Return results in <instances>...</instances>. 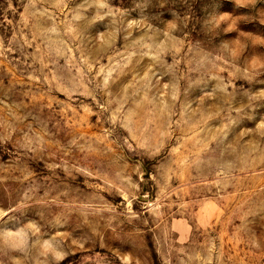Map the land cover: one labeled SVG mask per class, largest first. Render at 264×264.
I'll use <instances>...</instances> for the list:
<instances>
[{
    "label": "rangeland",
    "instance_id": "rangeland-1",
    "mask_svg": "<svg viewBox=\"0 0 264 264\" xmlns=\"http://www.w3.org/2000/svg\"><path fill=\"white\" fill-rule=\"evenodd\" d=\"M0 264H264V0H0Z\"/></svg>",
    "mask_w": 264,
    "mask_h": 264
}]
</instances>
